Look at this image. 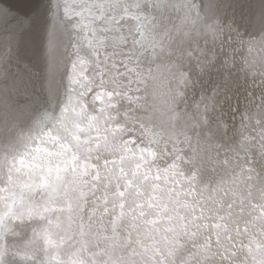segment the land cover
Masks as SVG:
<instances>
[{
    "label": "snow or ice",
    "instance_id": "snow-or-ice-1",
    "mask_svg": "<svg viewBox=\"0 0 264 264\" xmlns=\"http://www.w3.org/2000/svg\"><path fill=\"white\" fill-rule=\"evenodd\" d=\"M53 8H0V264H264V0Z\"/></svg>",
    "mask_w": 264,
    "mask_h": 264
},
{
    "label": "water",
    "instance_id": "water-1",
    "mask_svg": "<svg viewBox=\"0 0 264 264\" xmlns=\"http://www.w3.org/2000/svg\"><path fill=\"white\" fill-rule=\"evenodd\" d=\"M6 4V8H13L16 10V13H30L38 6V2L35 0H4ZM53 5H55L56 0H52ZM205 4L212 5L214 3V0H204ZM248 3H251L254 8L258 9L260 0H247ZM59 3L61 4V8L57 14L56 9L53 8L51 12L48 13L47 20L48 24L55 27L56 29H59L61 34L64 36V38L67 41V48L63 46V48H60V51L64 53L63 55L66 57H73V54L78 50L77 46L87 44V37H88V28H83L82 30H78L75 27L74 21H70L65 17L64 14V5L67 3L69 5H78L81 4V0H59ZM42 8V5H39ZM211 10V9H209ZM76 11H81V8H76ZM84 16L87 17L88 13L85 11ZM79 19V18H77ZM61 21H63L64 24L67 25V28H64L61 26ZM84 24H87L88 21L84 20ZM12 25V24H11ZM3 28V27H1ZM1 31H6L5 29H2ZM44 32H42V35ZM81 51H86V49L81 48ZM2 67V66H0ZM15 71V69H12ZM6 87V88H5ZM11 87V82L4 81L2 78H0V89H2L3 96L0 95V109H6L8 106H11L15 103V93L9 89ZM207 87V85H205ZM192 89V94H188V101H189V111L191 112L193 110V106L195 102L199 101L200 98H198L196 95L198 93H201V89L199 87ZM3 98V100H2ZM242 99V97H241ZM226 119H229V122L231 123L230 117H226ZM236 124L239 126V118H236ZM2 127V126H0Z\"/></svg>",
    "mask_w": 264,
    "mask_h": 264
},
{
    "label": "bare ground",
    "instance_id": "bare-ground-1",
    "mask_svg": "<svg viewBox=\"0 0 264 264\" xmlns=\"http://www.w3.org/2000/svg\"><path fill=\"white\" fill-rule=\"evenodd\" d=\"M35 1L38 2V0H35ZM0 8L7 9L4 0H3L2 3H0ZM1 27H3V28H1ZM12 27H13V25H11L7 20L0 21V31L2 29L9 30ZM49 30L53 33L52 46L54 48L58 49V51L60 53H62V51H60V48H63V46L65 48H67V46H65V44L67 43V41L64 38V36L61 34V32H60L59 29H56L55 27H53V26H51V25L48 24V20H46V22H45L44 30H43L44 34L42 35V38H41V49H42V51L43 50H46L47 47L49 46V41H48V31ZM9 89H11V87H9ZM193 91H195V90L193 89ZM192 93H193L192 90H190L189 91V94H192ZM13 94H14V92H13ZM0 95L3 96L2 89H0ZM200 95H201V93H198V95H196V96L198 98H200ZM2 100H3V98H2ZM237 118H239V117L237 116Z\"/></svg>",
    "mask_w": 264,
    "mask_h": 264
}]
</instances>
